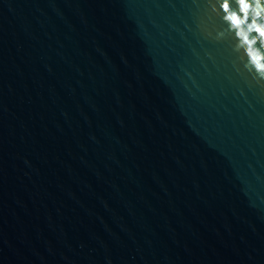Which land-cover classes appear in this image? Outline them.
<instances>
[{"label":"water","instance_id":"water-1","mask_svg":"<svg viewBox=\"0 0 264 264\" xmlns=\"http://www.w3.org/2000/svg\"><path fill=\"white\" fill-rule=\"evenodd\" d=\"M223 2L0 0V264H264V5Z\"/></svg>","mask_w":264,"mask_h":264},{"label":"clouds","instance_id":"clouds-1","mask_svg":"<svg viewBox=\"0 0 264 264\" xmlns=\"http://www.w3.org/2000/svg\"><path fill=\"white\" fill-rule=\"evenodd\" d=\"M237 3L239 5V14L238 15H239L240 19H237V14H236V15H233L231 17V19L228 21H230L232 25L234 24L235 27L239 28L242 24L245 23L244 13L251 11L252 13L255 14L256 7L258 5H264V0H251V2H250L251 8L249 7L248 3L244 2V0H237ZM251 18L254 19L255 15H253ZM259 24L261 26V31L264 32V8H262L261 12H260ZM253 31L254 32L256 31L255 25L253 26ZM241 34H243V30H242ZM254 61H256V58L254 59ZM257 69L260 73H264V56L260 57V61L257 63ZM261 78H264V76H262Z\"/></svg>","mask_w":264,"mask_h":264},{"label":"snow or ice","instance_id":"snow-or-ice-1","mask_svg":"<svg viewBox=\"0 0 264 264\" xmlns=\"http://www.w3.org/2000/svg\"><path fill=\"white\" fill-rule=\"evenodd\" d=\"M245 3L249 4V7L251 6L250 0H244ZM222 9L224 13H228L230 10V5L228 3V0H224L222 4ZM237 14V13H236ZM237 19H239V15L237 14Z\"/></svg>","mask_w":264,"mask_h":264}]
</instances>
